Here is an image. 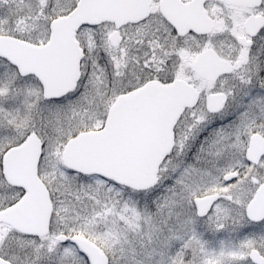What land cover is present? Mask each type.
<instances>
[{
  "label": "snow or ice",
  "instance_id": "obj_1",
  "mask_svg": "<svg viewBox=\"0 0 264 264\" xmlns=\"http://www.w3.org/2000/svg\"><path fill=\"white\" fill-rule=\"evenodd\" d=\"M0 264H264V0H0Z\"/></svg>",
  "mask_w": 264,
  "mask_h": 264
}]
</instances>
